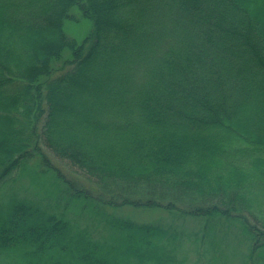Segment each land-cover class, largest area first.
Returning a JSON list of instances; mask_svg holds the SVG:
<instances>
[{"label": "trees", "instance_id": "16d2710c", "mask_svg": "<svg viewBox=\"0 0 264 264\" xmlns=\"http://www.w3.org/2000/svg\"><path fill=\"white\" fill-rule=\"evenodd\" d=\"M75 9L90 21L79 43L64 29ZM107 80L109 94L84 85ZM71 94L92 108L64 107ZM25 175L120 237L74 231L44 198L19 196ZM1 201L0 264H180L186 219L205 252L223 222L246 261L264 259V0H0ZM124 206L166 216L113 214Z\"/></svg>", "mask_w": 264, "mask_h": 264}, {"label": "rangeland", "instance_id": "374dc122", "mask_svg": "<svg viewBox=\"0 0 264 264\" xmlns=\"http://www.w3.org/2000/svg\"><path fill=\"white\" fill-rule=\"evenodd\" d=\"M75 14L77 16L80 15L79 10H74ZM38 23L36 24L35 30H39ZM67 34L75 37L76 41H79L84 38L89 33L90 29V21L84 19L83 17L79 16L78 22H67L65 23L64 27ZM41 32V31H40ZM44 39H52L53 35H50V33H42ZM67 55L65 54V57ZM57 67L60 66V62L55 64ZM81 76H83L86 80L91 81L89 79V73L85 69L81 71ZM113 82V81H112ZM84 85L87 88L90 89H103L106 93H110L113 89L112 83L107 80L106 83L101 84L100 81H94L92 83H84ZM64 88H61L60 92H64ZM59 92V95H60ZM60 98V96H58ZM62 105L64 107H67L68 109H74L77 112L81 113L82 111L91 109L92 107L89 106V103H86V98L83 95L78 94H71L69 98H63L62 99ZM53 163L56 164L59 173L61 176L71 183H75V187L83 189H90V183L85 178L86 176L80 172L76 167L69 166L66 162H62L54 157L51 159ZM31 170L27 172V174H31ZM26 177V175H25ZM39 181H41V177L39 178ZM17 190L19 192V196H28L29 198L32 197H39L44 198L46 196V193L44 189L38 188L36 185H30L28 178H23L20 180V183H16ZM88 189V190H89ZM67 199V198H66ZM66 199H60L57 202H53V200H49L48 198H44V203L47 201L50 202L52 205H50L51 211H56L57 213H63L66 214L71 219V224L74 229V231H79V228H88L91 229L92 236L95 239L100 240H107L108 243L112 241V238H119V233L115 230H112V228H109L103 224L102 219H99V215L91 214L90 212H86V210H81L77 207L76 204L71 203H65ZM2 204V201L0 202ZM56 204V205H55ZM165 212L157 209H146V208H137L132 206H124L121 207L119 210H116L115 213L118 217H126L128 216L130 219L134 220L135 222H142L143 220L148 221H157L162 216H166L164 214ZM90 215V217L88 216ZM158 218V219H157ZM166 220L164 219L159 220L157 223L161 225L162 223H165ZM97 222V223H96ZM185 235L179 239L176 240V243H180L181 247L176 251V260H181L180 264H257L260 262V264H264L263 258H257L259 257L258 252H254L251 259L245 260L250 252L249 248L247 247V250L249 253H247V250L245 248L246 244L241 241L242 235H240L239 231L237 230L236 226L233 224L223 223L224 230L226 231L225 237L222 239L217 238V242H215V239L210 238L209 244L211 246L209 252H205V248H207V245L202 243H196L194 244L192 239L193 231H196L193 224L195 222L192 221V219H186L185 221ZM161 223V224H160ZM182 225L178 224L175 227H181ZM196 226V225H195ZM161 227L166 228L169 230V228L166 227V225ZM174 227V228H175ZM197 227V226H196ZM180 228H177L176 230L179 231ZM171 232V230H169ZM113 234H110V233ZM220 234V233H219ZM221 235V234H220ZM214 247V248H213ZM205 252V253H203ZM250 257V256H249ZM257 259V260H256ZM255 262V263H254Z\"/></svg>", "mask_w": 264, "mask_h": 264}]
</instances>
